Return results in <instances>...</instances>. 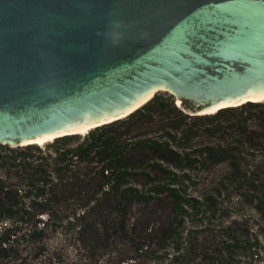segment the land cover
Wrapping results in <instances>:
<instances>
[{
  "label": "trees",
  "instance_id": "16d2710c",
  "mask_svg": "<svg viewBox=\"0 0 264 264\" xmlns=\"http://www.w3.org/2000/svg\"><path fill=\"white\" fill-rule=\"evenodd\" d=\"M189 106L156 94L84 134L0 142V264L264 262V100ZM206 175L230 182V207L220 187L187 194Z\"/></svg>",
  "mask_w": 264,
  "mask_h": 264
},
{
  "label": "water",
  "instance_id": "95a60500",
  "mask_svg": "<svg viewBox=\"0 0 264 264\" xmlns=\"http://www.w3.org/2000/svg\"><path fill=\"white\" fill-rule=\"evenodd\" d=\"M160 90L191 115L263 97L264 0H0L1 143L84 134Z\"/></svg>",
  "mask_w": 264,
  "mask_h": 264
},
{
  "label": "rangeland",
  "instance_id": "374dc122",
  "mask_svg": "<svg viewBox=\"0 0 264 264\" xmlns=\"http://www.w3.org/2000/svg\"><path fill=\"white\" fill-rule=\"evenodd\" d=\"M156 94L172 95L175 98L176 103L178 104L177 98L169 91L160 90ZM185 112H188V111H185ZM14 146H17V145H14ZM207 175L206 177H203V178L201 177L202 179H200L199 181L184 182V187L187 189V192H189L187 194H190L192 196H199V197L201 196V194H207V193L219 194V192L217 191V187H220L219 191L221 193L219 195V199L224 200L225 206L230 207V182H208L209 180H207ZM261 183L262 182H259V184ZM152 207L153 209H156V204L153 203L152 205H150L149 207L147 206L146 208H143V206L141 205L136 207L134 222L136 223L137 228L141 225L149 224V221L153 215L151 217L150 215H147V210H149ZM250 211L253 212L252 210ZM190 212L194 213L193 210ZM192 222L193 220L191 219V217H189V221L185 220V224H189ZM227 222H229L230 224V217H228ZM71 252H72V249H71ZM54 264H57V263H54ZM193 264H204V262L197 261L196 263H193ZM261 264H264V262H262Z\"/></svg>",
  "mask_w": 264,
  "mask_h": 264
},
{
  "label": "bare ground",
  "instance_id": "6f19581e",
  "mask_svg": "<svg viewBox=\"0 0 264 264\" xmlns=\"http://www.w3.org/2000/svg\"><path fill=\"white\" fill-rule=\"evenodd\" d=\"M154 91H155V90H154ZM153 93H154V92H153ZM153 93H152L151 95H149L146 99H144L142 102H140L139 104H137L135 107H133L132 109H130V110L127 111L126 113L122 114L121 116L126 115L128 112L134 110L137 106H139L140 104H142L143 102H145L146 100H148V99L153 95ZM246 100L261 101V100H264V96L261 97V98H258V99H253V98H251L250 96H246L243 100H240V101H238V102H236V103L224 104V105H226V106H227V105H233V104L235 105V104L242 103V102H244V101H246ZM218 107H219V106H218ZM218 107H216V108H214V109H211V110L208 111V112L216 111V109H217ZM117 117H119V116H117ZM117 117H115V118H117ZM115 118H112V119H110V120H113V119H115ZM110 120H107V121H110ZM103 122H106V121H103ZM93 126H95V125H91V126H89V127L83 128V129H81V130H78V131H72V132L86 133V132H88ZM66 133H70V132H66ZM55 135H56V134H55ZM55 135H52V136H50V137L43 138V139H37V140H32V141L24 142V143L28 144L29 142H38V143H40V144H44L47 140L54 139V138H55Z\"/></svg>",
  "mask_w": 264,
  "mask_h": 264
}]
</instances>
